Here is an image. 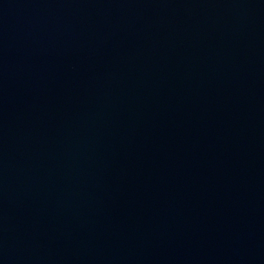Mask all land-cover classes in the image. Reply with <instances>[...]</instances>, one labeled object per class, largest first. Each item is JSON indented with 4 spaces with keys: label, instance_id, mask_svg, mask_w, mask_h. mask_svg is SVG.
I'll list each match as a JSON object with an SVG mask.
<instances>
[{
    "label": "water",
    "instance_id": "1",
    "mask_svg": "<svg viewBox=\"0 0 264 264\" xmlns=\"http://www.w3.org/2000/svg\"><path fill=\"white\" fill-rule=\"evenodd\" d=\"M0 264H264V0H0Z\"/></svg>",
    "mask_w": 264,
    "mask_h": 264
}]
</instances>
